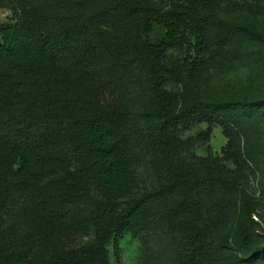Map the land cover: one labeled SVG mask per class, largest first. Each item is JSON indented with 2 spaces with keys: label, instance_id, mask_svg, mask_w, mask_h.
<instances>
[{
  "label": "trees",
  "instance_id": "obj_1",
  "mask_svg": "<svg viewBox=\"0 0 264 264\" xmlns=\"http://www.w3.org/2000/svg\"><path fill=\"white\" fill-rule=\"evenodd\" d=\"M16 1L19 19L0 21V264H119L111 261L109 245L116 243L130 223L140 224L150 216L148 208L138 205L123 213L118 210L119 199L128 195L132 185L125 150L126 120L153 116L154 120L146 122L150 135L171 151L181 143L176 134L177 113L187 115L201 107L204 112L195 121L207 124V135L212 124H219L229 143L231 123L249 117L242 107L248 103L238 101H193L177 113L171 109L176 96L165 88L168 70L161 57L183 30L200 24L201 13L211 0H176V10L163 21L162 37L143 46L155 97L152 108L144 111L103 108L94 95L83 92L108 50L107 17L143 13L150 7L146 0ZM61 8L66 13L64 22L53 34L46 29L45 20ZM208 16L226 31L244 28L216 13ZM143 25L146 31L151 30L146 18ZM193 48L196 53L197 45ZM252 104L264 109V98ZM176 177L178 182H190L174 207L182 263L198 264V255L206 250L204 239H214L219 247L244 249V231L228 242L197 226L187 227L181 212L199 193V178L179 171ZM92 182L103 193L101 203L92 195ZM227 182L222 176L201 178L202 184L214 188L212 199ZM20 187L28 192L20 209L26 231L17 240L6 239L3 220ZM243 199L253 206L246 196ZM87 225L94 231L92 243L40 256L56 240ZM259 260H264V244L246 251L245 257L236 256L233 262Z\"/></svg>",
  "mask_w": 264,
  "mask_h": 264
},
{
  "label": "rangeland",
  "instance_id": "obj_2",
  "mask_svg": "<svg viewBox=\"0 0 264 264\" xmlns=\"http://www.w3.org/2000/svg\"><path fill=\"white\" fill-rule=\"evenodd\" d=\"M146 1L150 7L136 16L107 17L108 50L99 61L100 70L87 81L83 92L94 95L103 108L144 111L153 106L155 97L143 46L162 37L163 21L176 10V0ZM19 11L16 0H0L1 22L19 19ZM54 11L56 16L46 19L45 27L56 34L66 13L63 8ZM210 12L242 23L244 28L226 31L213 22ZM201 16L200 24L190 31L183 30L179 40L161 57L168 70L165 88L176 96L171 109L177 113L193 101H238L248 103L242 107L248 110L249 117L231 123L233 137L229 143L219 124H212L207 135V124L195 121L204 112L201 107L187 115L177 113L176 134L181 143L171 151L150 135L146 122L154 120L153 116L126 120L125 150L132 185L128 195L119 199L118 210L123 213L138 205L148 208L150 216L140 224L130 223L116 243L109 245L113 263L183 264L174 207L190 182H178L176 171L199 178V193L181 212L188 228L197 226L228 242L238 238L241 231L246 232L244 249L219 247L214 239H204L206 250L198 255V264H242L233 259L245 257L246 251L264 244V109L252 104L264 98V0H211ZM145 18L151 24L150 31L144 28ZM72 167L71 161L68 169ZM214 176L229 182L212 199L214 188L202 184L201 178ZM91 190L97 203L104 201L96 182H92ZM27 193L20 187L6 212L2 224L6 239L17 240L26 231L20 209ZM243 196L253 206H247ZM93 241L94 231L87 225L84 230L56 240L40 256ZM252 264H264V260Z\"/></svg>",
  "mask_w": 264,
  "mask_h": 264
}]
</instances>
